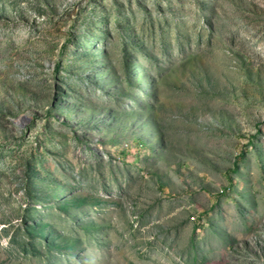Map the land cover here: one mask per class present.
<instances>
[{
    "label": "rangeland",
    "instance_id": "374dc122",
    "mask_svg": "<svg viewBox=\"0 0 264 264\" xmlns=\"http://www.w3.org/2000/svg\"><path fill=\"white\" fill-rule=\"evenodd\" d=\"M0 264H264V0H0Z\"/></svg>",
    "mask_w": 264,
    "mask_h": 264
}]
</instances>
